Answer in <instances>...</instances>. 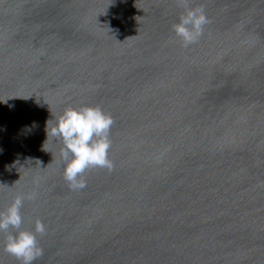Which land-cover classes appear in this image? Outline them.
<instances>
[{"label":"water","instance_id":"water-1","mask_svg":"<svg viewBox=\"0 0 264 264\" xmlns=\"http://www.w3.org/2000/svg\"><path fill=\"white\" fill-rule=\"evenodd\" d=\"M198 5L185 47L180 0H0V209L36 194L33 264H264V0ZM82 104L114 117V167L73 189L62 143L42 145ZM10 231L0 261L21 264Z\"/></svg>","mask_w":264,"mask_h":264},{"label":"clouds","instance_id":"clouds-1","mask_svg":"<svg viewBox=\"0 0 264 264\" xmlns=\"http://www.w3.org/2000/svg\"><path fill=\"white\" fill-rule=\"evenodd\" d=\"M180 2L184 5L185 11L181 13L179 21L173 24V28L187 47L203 35L210 18L203 6H192L193 0ZM3 100L7 102V99ZM113 123L112 114L106 112L99 104L68 105L61 114L54 115L47 121V139L42 147L51 150L46 146L50 138L62 143L60 154L65 163L64 177L71 188L80 189L86 186L84 172L89 167L100 166L108 169L114 167V161L109 154ZM35 198V193H18L6 209H0V231L16 229L14 232H8L3 244L4 250L20 260L21 264H33V261L44 252L36 235L46 232L47 226L44 221L37 217L34 230L21 227L24 221L22 208L25 199Z\"/></svg>","mask_w":264,"mask_h":264}]
</instances>
